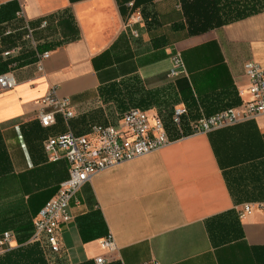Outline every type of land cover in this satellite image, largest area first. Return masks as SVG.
I'll return each mask as SVG.
<instances>
[{
	"label": "crops",
	"instance_id": "1",
	"mask_svg": "<svg viewBox=\"0 0 264 264\" xmlns=\"http://www.w3.org/2000/svg\"><path fill=\"white\" fill-rule=\"evenodd\" d=\"M181 1L0 0V74L15 80L0 90V234L12 235L0 254L31 244L33 218L68 176L62 150L48 159L46 138L115 125L137 107L162 120L170 141L94 173L69 202L60 250L36 242L40 264H264V211L237 216L242 203L264 201V114L191 131L249 99L243 63L264 68V7L190 34ZM228 5L219 0V19ZM24 24L36 45L4 56L26 44ZM37 46L49 52L40 71ZM176 51L185 73L169 78ZM52 89L73 116L55 113L42 127L41 98ZM175 107L186 113L171 126ZM109 233L115 251L101 246Z\"/></svg>",
	"mask_w": 264,
	"mask_h": 264
},
{
	"label": "built area",
	"instance_id": "2",
	"mask_svg": "<svg viewBox=\"0 0 264 264\" xmlns=\"http://www.w3.org/2000/svg\"><path fill=\"white\" fill-rule=\"evenodd\" d=\"M21 11L17 12L18 17ZM45 22L41 23L44 26ZM24 40L26 44L14 45L2 54L9 56L19 52L24 47L36 45L32 38L31 29L26 24ZM11 33L6 30L4 34ZM136 35V33H135ZM48 51L39 54L36 61L40 71L41 61L47 58ZM184 65L179 52H174L170 57V67L167 72L169 78H175L184 74ZM243 74L247 80L249 99L243 101L238 107L227 108L216 112L211 116H202L195 122L192 132H207L213 128L231 125L241 120L264 114V68L253 60L243 63ZM15 85L11 71L0 74V90L10 89ZM41 103L48 106V110H40L37 119L42 127H47L54 122L55 113H60L65 119L73 116L70 101L67 97H58L55 90H50ZM186 113L184 107H175L171 113V122L179 125L182 116ZM170 141L162 120L147 111L130 107L118 118L117 124H89L87 131L82 134H74L70 131L46 138L43 148L50 161L59 159L58 150L63 151V157L68 163V176L59 184L56 193L50 197L37 212L32 220L33 232L31 242L44 241L52 252L60 250L58 230L62 224L71 220L68 211L69 202L75 198L78 189L87 182L91 176L116 163L130 160L136 156L155 150ZM254 209L264 211V201L244 202L237 208V216L242 218L250 214ZM11 233L4 231L0 234V248L8 246ZM101 246L107 251H115L116 245L111 234L101 239ZM104 259L97 257L96 264H102ZM145 264H155L148 261Z\"/></svg>",
	"mask_w": 264,
	"mask_h": 264
},
{
	"label": "trees",
	"instance_id": "3",
	"mask_svg": "<svg viewBox=\"0 0 264 264\" xmlns=\"http://www.w3.org/2000/svg\"><path fill=\"white\" fill-rule=\"evenodd\" d=\"M209 3H211L212 7L209 8ZM219 0H182L181 8L183 10V14L186 16V23L190 34L199 33L204 31L212 26L221 25L226 23L231 19H238L249 15L250 13L256 12L260 7H264V0H229V5L226 6L225 13L228 15V20L219 19V10L221 8L218 7ZM240 8H237L238 6ZM208 14L205 16L204 14H198L197 16L200 19H197L196 11L201 8L207 7ZM224 13V12H223ZM142 15V14H141ZM144 16V14H143ZM151 18V17H150ZM194 19V20H193ZM150 23V20H148ZM197 25V26H196ZM37 50L42 52L44 49L42 47L37 46ZM135 90H142L141 87L136 88ZM183 117V116H182ZM182 121V118H181ZM169 125H175L170 121ZM181 124V122H180ZM192 131V130H191ZM29 246H21L18 248L7 250L0 254V264H40L39 260V249L37 247L36 242H30ZM35 255V257L33 256Z\"/></svg>",
	"mask_w": 264,
	"mask_h": 264
}]
</instances>
